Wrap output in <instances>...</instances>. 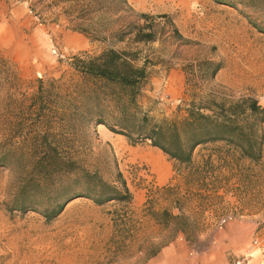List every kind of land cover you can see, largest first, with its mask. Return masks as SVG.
Instances as JSON below:
<instances>
[{
	"label": "rangeland",
	"instance_id": "374dc122",
	"mask_svg": "<svg viewBox=\"0 0 264 264\" xmlns=\"http://www.w3.org/2000/svg\"><path fill=\"white\" fill-rule=\"evenodd\" d=\"M232 1L0 0V264H264V119L257 159L217 141L179 164L97 124L104 94L72 66L137 51L149 73L137 103L155 121L246 98L264 109V0ZM147 22L155 40L134 43ZM46 127L62 144L76 127L84 157L109 181L121 172L132 201L80 197L47 219L61 198L29 151Z\"/></svg>",
	"mask_w": 264,
	"mask_h": 264
},
{
	"label": "trees",
	"instance_id": "16d2710c",
	"mask_svg": "<svg viewBox=\"0 0 264 264\" xmlns=\"http://www.w3.org/2000/svg\"><path fill=\"white\" fill-rule=\"evenodd\" d=\"M214 1L236 5L232 0ZM141 16L145 20L149 18L145 14ZM152 24L147 22L131 28L128 33L133 35L132 41L155 40ZM138 56L134 50L110 48L97 56L73 58L72 66L79 76L91 81L95 87L97 85L104 94L103 102L107 105L102 109L97 107L99 111L92 116L97 118V124L124 135L132 145L149 141L179 164H190L197 146L217 141L235 144L244 157L258 158L256 143L261 141L262 134L257 124L259 119H264V109L255 99L214 103V106H205V110L192 104L182 119L155 121L146 113L140 114L137 103L149 76L146 62L138 64ZM76 94L67 100L68 107L76 109L73 112L78 111L77 103L81 98L78 92ZM73 112L66 114L69 123L78 118ZM56 129L46 127L43 132L38 129L29 149L32 169L39 176V182H50L61 198L54 211L44 214L47 219L59 214L67 202L80 197L91 199L97 205L110 201L128 204L132 201V193L121 172L117 171L115 180L109 181L84 157V147L75 136L78 133L76 127H68L70 141L67 144L61 143Z\"/></svg>",
	"mask_w": 264,
	"mask_h": 264
},
{
	"label": "crops",
	"instance_id": "0c3cea01",
	"mask_svg": "<svg viewBox=\"0 0 264 264\" xmlns=\"http://www.w3.org/2000/svg\"><path fill=\"white\" fill-rule=\"evenodd\" d=\"M154 148H155L154 150H156V151H152V152H154L156 154H158L159 152H161V150H159L158 148H156V147H154ZM159 181H160V184H164L165 182L168 181V178L162 176V177H160Z\"/></svg>",
	"mask_w": 264,
	"mask_h": 264
},
{
	"label": "built area",
	"instance_id": "2783aa9c",
	"mask_svg": "<svg viewBox=\"0 0 264 264\" xmlns=\"http://www.w3.org/2000/svg\"><path fill=\"white\" fill-rule=\"evenodd\" d=\"M227 221V218H221L220 221H219V225H223L224 223H226Z\"/></svg>",
	"mask_w": 264,
	"mask_h": 264
}]
</instances>
